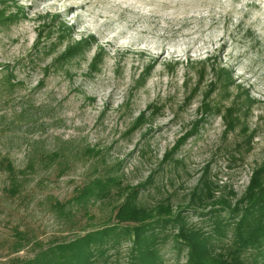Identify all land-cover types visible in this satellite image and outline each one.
<instances>
[{
    "label": "rangeland",
    "instance_id": "obj_1",
    "mask_svg": "<svg viewBox=\"0 0 264 264\" xmlns=\"http://www.w3.org/2000/svg\"><path fill=\"white\" fill-rule=\"evenodd\" d=\"M62 26L72 32L61 41ZM77 44L85 54L73 57ZM222 68L234 80L227 91ZM53 152L68 156L63 176L62 159L46 166ZM0 154L37 165L16 198L0 171V264L115 224L133 190L153 220L174 222L153 232L163 264L188 262L181 227L212 237L215 250L233 245L238 219L224 236L217 224L263 196L264 0H0ZM108 175L121 196L88 215L52 208ZM15 228L31 243L14 255ZM120 245L110 260L128 264L132 239ZM244 258L254 261L250 250Z\"/></svg>",
    "mask_w": 264,
    "mask_h": 264
},
{
    "label": "trees",
    "instance_id": "obj_2",
    "mask_svg": "<svg viewBox=\"0 0 264 264\" xmlns=\"http://www.w3.org/2000/svg\"><path fill=\"white\" fill-rule=\"evenodd\" d=\"M8 20H17V15L11 16ZM62 31L66 32L60 36L61 41L71 37V29L62 26ZM68 33H70L69 38ZM91 39L95 41L94 37H91ZM68 53L73 54V57L84 55V46L82 44L73 45L68 49ZM98 69L100 67H98L97 57L91 64V71L96 72ZM150 69L152 67L147 69V73ZM220 71L219 73L225 74L227 77L224 90L227 91L230 86L234 85V80L231 81L232 74L228 69L222 68ZM142 79H145V76ZM213 86L215 87L217 84L214 83ZM227 96H230L229 91ZM246 100L248 103L251 101L248 96H246ZM203 108L204 112L207 113L212 109V106L210 103H206ZM141 117V120H144L143 114ZM93 153V157L98 156L96 151H93ZM76 155L79 157L82 154L76 153ZM48 157L47 167L62 159L66 162L67 167L60 171L59 176L67 173L69 159L66 154L53 152ZM77 157L75 156V158ZM0 171L6 173L8 175L7 179H9V184L4 188V193L9 198H16L31 182V175L36 173L37 165L34 161H31L25 168L19 169L9 158L0 154ZM257 176L260 178L257 182V188L263 192V196L255 198L250 209L241 216L238 214V210H233V215L226 226L223 227L221 223L216 226L217 234L224 236V228H228L233 221H236L235 219H238L233 224L235 225V242L233 245H222L219 250H215L210 245L212 237L205 236L200 231L187 230L185 227L178 229L177 239L181 240L182 244L189 249L187 264H259L262 260L261 264H264V165L257 171ZM118 180L117 177L112 175L96 178L79 189L72 200H69L66 204L56 200L52 203V208L64 216H70L73 215L72 207L82 206L86 215H88V206L105 201L115 196V194L120 196L123 194ZM126 195L124 204L119 207L114 216L115 224L90 231L83 230L84 234L68 242L54 243L48 247L38 244L40 250L35 251L32 258L14 257L9 260V264H118L117 261L115 263L111 262L109 253L118 249L125 239H132L134 247L132 253H129L128 264H163L158 248V240L153 232L155 228L162 227L165 229L170 225L169 223L174 222L164 219H161L162 221H159L160 219L153 220L149 215L150 212L139 209L135 190ZM67 205L71 207L69 210H67ZM128 223H135V225H126ZM12 236L15 239L11 248L14 255L20 253L31 243L26 233L20 231L19 228L13 230ZM249 250L254 258L252 263H248V260L244 258L245 252L247 253Z\"/></svg>",
    "mask_w": 264,
    "mask_h": 264
}]
</instances>
